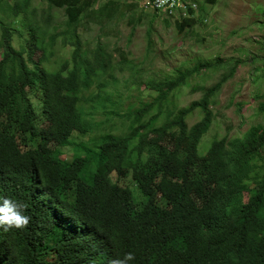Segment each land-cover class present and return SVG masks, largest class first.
Listing matches in <instances>:
<instances>
[{"label":"trees","instance_id":"trees-1","mask_svg":"<svg viewBox=\"0 0 264 264\" xmlns=\"http://www.w3.org/2000/svg\"><path fill=\"white\" fill-rule=\"evenodd\" d=\"M42 1L47 9L0 0V198L23 203L28 217L21 228L0 226V264H111L126 253L128 264H264V94L261 123L200 151L213 106L244 61L146 76V59L102 42L129 16L128 25L141 22L136 4ZM91 26L100 31L94 45ZM220 72L214 84L192 86ZM185 88L202 94L183 107ZM75 155L93 169L68 160Z\"/></svg>","mask_w":264,"mask_h":264},{"label":"rangeland","instance_id":"rangeland-1","mask_svg":"<svg viewBox=\"0 0 264 264\" xmlns=\"http://www.w3.org/2000/svg\"><path fill=\"white\" fill-rule=\"evenodd\" d=\"M22 0H9L12 4H19ZM106 0H99L98 6ZM123 7L136 4L134 19H140L139 24L128 25L129 18L121 23L107 41L110 50L125 48L132 53L131 60L136 63L144 62L148 70L146 76L157 74L161 77L175 67L186 65L194 67L198 62L211 59L224 60L225 67L231 66L238 59L244 61L239 65L235 76L223 88L218 96L217 104L213 106L215 121L210 132L203 138L200 151L204 154L214 141L228 136L230 139L243 135L251 126L261 123L263 119L257 113L260 95L264 94V81L260 79L264 67V0H216L215 4H203L204 0H193L198 5L197 12L191 15L174 19L146 12L144 6L147 0H120ZM147 1V2H146ZM32 7L47 9V4L42 0H30ZM56 23L65 22L63 10H55ZM186 19L194 23L182 30L177 27ZM169 20V23L166 22ZM136 22V21H135ZM25 32L26 24L17 25ZM152 30L153 54L146 58L149 32ZM100 34L99 27L91 26L86 39L97 41ZM27 34L24 33V39ZM22 43L17 36L13 37V44L19 47ZM59 54L69 59L71 48H63L61 44ZM1 56V55H0ZM260 70V71H258ZM223 72L209 74L203 79L197 78L192 86L214 84ZM143 105H146L148 94L145 88L141 89ZM202 93L192 92L190 88L181 91L179 103L188 106L191 102L200 99ZM259 96V97H258ZM132 100V99H131ZM133 101V100H132ZM136 102V101H135ZM103 117L95 118L99 122V129L105 127ZM200 117L195 114L189 119V126L198 122ZM78 138V137H77ZM79 138L80 141H87ZM82 159L86 161V168L93 169V162L84 157L73 156L69 161ZM73 198H71L72 202Z\"/></svg>","mask_w":264,"mask_h":264},{"label":"clouds","instance_id":"clouds-1","mask_svg":"<svg viewBox=\"0 0 264 264\" xmlns=\"http://www.w3.org/2000/svg\"><path fill=\"white\" fill-rule=\"evenodd\" d=\"M25 205L13 199L0 198V226L21 228L28 222V217L23 214ZM133 260L131 253H126L122 259L117 258L111 264H128Z\"/></svg>","mask_w":264,"mask_h":264},{"label":"built area","instance_id":"built-area-1","mask_svg":"<svg viewBox=\"0 0 264 264\" xmlns=\"http://www.w3.org/2000/svg\"><path fill=\"white\" fill-rule=\"evenodd\" d=\"M147 12H156L159 15L174 19L187 17L191 12L198 11V5L193 0H149L144 6Z\"/></svg>","mask_w":264,"mask_h":264}]
</instances>
